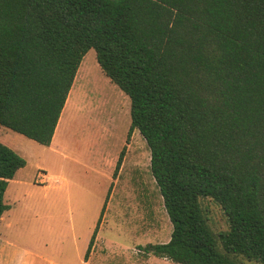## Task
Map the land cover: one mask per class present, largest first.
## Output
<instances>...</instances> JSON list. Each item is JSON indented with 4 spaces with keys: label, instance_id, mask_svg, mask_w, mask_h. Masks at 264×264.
Returning a JSON list of instances; mask_svg holds the SVG:
<instances>
[{
    "label": "trees",
    "instance_id": "1",
    "mask_svg": "<svg viewBox=\"0 0 264 264\" xmlns=\"http://www.w3.org/2000/svg\"><path fill=\"white\" fill-rule=\"evenodd\" d=\"M91 48L130 98L128 139L137 129L146 140L173 225L145 255L264 264V0H0V125L50 145ZM26 164L0 141V221Z\"/></svg>",
    "mask_w": 264,
    "mask_h": 264
},
{
    "label": "rangeland",
    "instance_id": "2",
    "mask_svg": "<svg viewBox=\"0 0 264 264\" xmlns=\"http://www.w3.org/2000/svg\"><path fill=\"white\" fill-rule=\"evenodd\" d=\"M68 99L51 147L0 125V141L27 161L5 193L11 208L0 221V263L176 264L145 255L146 244L170 239L173 225L146 140L137 129L128 139L130 98L103 72L95 49L84 55ZM202 204L214 230L226 229L220 205Z\"/></svg>",
    "mask_w": 264,
    "mask_h": 264
},
{
    "label": "crops",
    "instance_id": "3",
    "mask_svg": "<svg viewBox=\"0 0 264 264\" xmlns=\"http://www.w3.org/2000/svg\"><path fill=\"white\" fill-rule=\"evenodd\" d=\"M70 92H71V91H70ZM69 94H70V93H69ZM68 97H69V95H68ZM67 99H68V98H67ZM63 111H64V109H63ZM63 111H62L61 116H60V119H59V121H58V125L60 124V120H61V118H62ZM66 120H67V119H66ZM58 125H57V128H56V131H55V134H54V137H53V139H52L51 144H50V145H46V146L51 147L52 144L54 143V140H55V138H56V136H57V133H62V132H63L64 128H62L61 131L59 132V126H58ZM50 151H51V150H50ZM15 177H16V176H15ZM11 181H12V180H11ZM152 255H153V254H152ZM154 256H155V255H154ZM158 258L166 259V260L169 261V259L164 258V257H158Z\"/></svg>",
    "mask_w": 264,
    "mask_h": 264
},
{
    "label": "bare ground",
    "instance_id": "4",
    "mask_svg": "<svg viewBox=\"0 0 264 264\" xmlns=\"http://www.w3.org/2000/svg\"><path fill=\"white\" fill-rule=\"evenodd\" d=\"M68 100H69V99H68ZM68 102H69V101H68ZM65 108H66V107H65ZM63 109H64V108H63ZM65 112H66V109L64 110V114H65ZM64 114H63V115H64ZM63 115H62V116H63ZM63 121H64V117L61 118V120H60V125H61V123H62ZM58 126H59V125H58ZM59 127H60V126H59ZM61 127H62V126H61ZM61 129H62V128H61ZM61 129L59 128V131H60Z\"/></svg>",
    "mask_w": 264,
    "mask_h": 264
}]
</instances>
